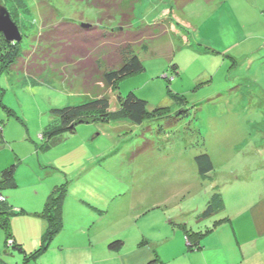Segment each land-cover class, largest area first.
I'll use <instances>...</instances> for the list:
<instances>
[{
    "label": "rangeland",
    "instance_id": "374dc122",
    "mask_svg": "<svg viewBox=\"0 0 264 264\" xmlns=\"http://www.w3.org/2000/svg\"><path fill=\"white\" fill-rule=\"evenodd\" d=\"M134 1L133 30L172 17L158 37L138 44L143 72L110 89L95 82L86 88L74 65L54 60L40 80L22 73L0 78V174L16 166V187L2 191L9 205L19 212L35 208L55 187L68 184V221H87L82 245L103 251L122 241L113 250L118 257L131 248H153L152 239H173L179 215L193 216L221 192L214 185L264 165V0ZM0 6L19 27L17 44L30 53L61 23L106 30L129 21L110 15L98 24L101 11L74 0H0ZM4 41L0 33V45ZM131 92L149 104L144 125L128 122L122 108L120 98ZM95 96L109 99L112 121L80 124L75 134L49 138L60 128L52 110ZM204 153L214 164L206 178L195 162ZM249 201L230 205L224 218L233 214L242 225ZM17 215L11 228L19 234L30 217ZM222 215L197 220L205 230ZM4 248L19 259V251Z\"/></svg>",
    "mask_w": 264,
    "mask_h": 264
},
{
    "label": "trees",
    "instance_id": "16d2710c",
    "mask_svg": "<svg viewBox=\"0 0 264 264\" xmlns=\"http://www.w3.org/2000/svg\"><path fill=\"white\" fill-rule=\"evenodd\" d=\"M76 2H88L91 7L101 11L98 24L103 25L105 16L118 15L129 21L124 22L121 28L102 30L100 25L84 28L80 24L72 22L61 23L59 26L44 33L38 42L37 49L30 53L24 51L17 43L4 41L0 45V78L6 73H22L30 78L40 80L46 74L48 66H53L54 60L66 66L74 65L75 76L83 79L84 86L89 88L95 83H103L106 88H113L123 79L139 74L145 70L142 60L137 55L140 43L158 37L166 27H170L172 17L164 21H158L153 25L133 30V12L138 1L134 0H74ZM192 0H185L188 3ZM160 22V23H159ZM180 26V25H178ZM98 27V28H95ZM189 33V31H187ZM2 35V34H1ZM5 40L4 36L2 35ZM56 41V42H55ZM147 45V44H146ZM147 47V46H146ZM101 53L106 59L97 57ZM115 54V55H109ZM64 62V63H63ZM175 70L177 65H174ZM3 90L0 87V104ZM123 110L128 122L134 125H144L149 117L148 102L139 98L134 92L125 98H120ZM110 103L107 97L95 96L88 98L86 102L78 106H70L51 111L57 119L60 128L52 130L49 138H53L62 132L75 134L80 124H92L95 122H110L112 114L109 112ZM157 109L154 113L162 112ZM114 120V119H113ZM51 127H49L50 129ZM3 128L0 125V141H3ZM4 142V141H3ZM198 173L206 178L214 171V164L209 154L204 153L195 158ZM16 166L12 165L4 169L0 174V192L5 201H0V228L7 236L6 245L8 249L18 250L13 235L11 234V219L13 215L19 214V210L7 204L6 197L2 191L15 188ZM68 194V184L57 186L48 196L44 210L38 213L47 224V229L42 237L40 247L32 254L26 256V262L37 260L47 252L53 240L60 234L63 228V206ZM225 210V203L220 192H214L207 203L205 210L198 216V220L210 219ZM221 221L216 222L219 224ZM215 225V226H216ZM186 233L189 250L201 248L202 239L213 231L208 228L204 231H192L182 226ZM12 240L13 244L9 245ZM123 245L122 241H115L109 245L111 250H118Z\"/></svg>",
    "mask_w": 264,
    "mask_h": 264
},
{
    "label": "crops",
    "instance_id": "0c3cea01",
    "mask_svg": "<svg viewBox=\"0 0 264 264\" xmlns=\"http://www.w3.org/2000/svg\"><path fill=\"white\" fill-rule=\"evenodd\" d=\"M215 188L220 189L225 203L223 220L220 219L221 222L213 228L211 234L202 239L200 249L189 250L186 233L182 226L185 225L192 231H204L202 223L199 224L203 221L198 222L197 218L207 204L204 208L195 211V214L191 212L193 216L179 215L177 218L179 231L174 233L173 239L171 237L163 240L152 239L149 245H153V248L145 250L139 248L136 251L131 248L129 254L118 257L113 250L95 251L87 242L82 245L83 241L87 240L85 231L89 234L85 227L87 221L76 219L68 221L72 207L67 195L63 206L62 231L44 255L37 260L26 262V256L40 247L47 229L46 222L38 216V213L44 210L50 195L47 194L41 200L42 206H35L19 213L21 216L30 217L24 218L28 228L23 233L18 234L16 229L12 232L11 228L16 246L21 247L15 250L19 251V259L13 258L14 254L4 248L7 236L0 228L4 232L2 234L0 231V264H39V262L41 264H264V165L256 171L248 170V173L241 177H236L233 173L227 182L214 185L213 190ZM6 199L9 202V198L6 197ZM244 199L250 201L249 213L242 225L238 224V219L232 216L233 214L224 218L231 211L230 205L235 206ZM208 228L210 227L206 229Z\"/></svg>",
    "mask_w": 264,
    "mask_h": 264
},
{
    "label": "water",
    "instance_id": "95a60500",
    "mask_svg": "<svg viewBox=\"0 0 264 264\" xmlns=\"http://www.w3.org/2000/svg\"><path fill=\"white\" fill-rule=\"evenodd\" d=\"M81 25L84 28H89L90 26L88 23H82ZM0 33L9 43H19L22 40V34L20 33L19 27L11 19V16L6 8L2 6H0Z\"/></svg>",
    "mask_w": 264,
    "mask_h": 264
},
{
    "label": "built area",
    "instance_id": "2783aa9c",
    "mask_svg": "<svg viewBox=\"0 0 264 264\" xmlns=\"http://www.w3.org/2000/svg\"><path fill=\"white\" fill-rule=\"evenodd\" d=\"M1 200L5 201V198L0 194V201H1ZM12 244H13V241L10 240V241H9V245H12Z\"/></svg>",
    "mask_w": 264,
    "mask_h": 264
}]
</instances>
